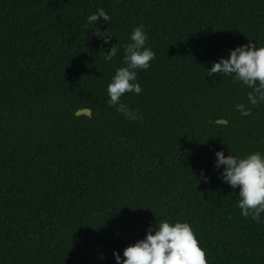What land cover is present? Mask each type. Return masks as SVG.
<instances>
[{
	"label": "trees",
	"instance_id": "trees-1",
	"mask_svg": "<svg viewBox=\"0 0 264 264\" xmlns=\"http://www.w3.org/2000/svg\"><path fill=\"white\" fill-rule=\"evenodd\" d=\"M98 8L110 22L86 24ZM139 25L155 59L121 97L129 121L107 85ZM249 41L264 46V0H0V264H116L161 220L189 223L208 264H264V220L214 167L264 153V102L208 76Z\"/></svg>",
	"mask_w": 264,
	"mask_h": 264
},
{
	"label": "clouds",
	"instance_id": "clouds-1",
	"mask_svg": "<svg viewBox=\"0 0 264 264\" xmlns=\"http://www.w3.org/2000/svg\"><path fill=\"white\" fill-rule=\"evenodd\" d=\"M101 18L103 22L111 20L103 8H98L88 16L86 24L93 25ZM103 33L96 30V35L107 44L112 36ZM147 41L143 25L136 26L123 45L125 66L115 70L107 85L106 103L129 121L142 119V115L139 109H131L122 103L121 97L125 93L139 95L143 91L137 79L138 70L149 69L150 62L155 59L154 51L146 47ZM118 51L119 48L112 45L103 54L105 62L112 61ZM208 72V76L213 73L231 76L234 82L251 89L247 93L251 105L264 102V46L257 47L251 41L237 46L229 50L227 58L221 57L212 63ZM214 155V167L220 170L218 178L233 189L239 188L237 207L241 216L256 222L264 220V153L254 151L239 157L217 151ZM201 176L204 182H208L203 171ZM122 256L123 259L113 251L116 264H208L206 252L200 247L191 225L180 221L161 220L154 232L150 226L144 239L127 246Z\"/></svg>",
	"mask_w": 264,
	"mask_h": 264
},
{
	"label": "water",
	"instance_id": "water-1",
	"mask_svg": "<svg viewBox=\"0 0 264 264\" xmlns=\"http://www.w3.org/2000/svg\"><path fill=\"white\" fill-rule=\"evenodd\" d=\"M238 108L244 110V105L241 104L238 106ZM75 113H76V115H88V116H90L91 115V109L90 108H81V109L77 110ZM243 113L247 114V113H249V111L244 110ZM217 122L226 123L227 121L225 119H218Z\"/></svg>",
	"mask_w": 264,
	"mask_h": 264
},
{
	"label": "flooded vegetation",
	"instance_id": "flooded-vegetation-1",
	"mask_svg": "<svg viewBox=\"0 0 264 264\" xmlns=\"http://www.w3.org/2000/svg\"><path fill=\"white\" fill-rule=\"evenodd\" d=\"M244 111V110H243ZM249 111V110H248Z\"/></svg>",
	"mask_w": 264,
	"mask_h": 264
}]
</instances>
